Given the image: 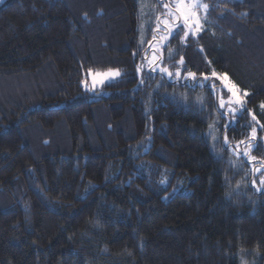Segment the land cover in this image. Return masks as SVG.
I'll return each instance as SVG.
<instances>
[{"label": "trees", "instance_id": "1", "mask_svg": "<svg viewBox=\"0 0 264 264\" xmlns=\"http://www.w3.org/2000/svg\"><path fill=\"white\" fill-rule=\"evenodd\" d=\"M142 1L0 3V264H264V0Z\"/></svg>", "mask_w": 264, "mask_h": 264}, {"label": "snow or ice", "instance_id": "2", "mask_svg": "<svg viewBox=\"0 0 264 264\" xmlns=\"http://www.w3.org/2000/svg\"><path fill=\"white\" fill-rule=\"evenodd\" d=\"M0 3H3V0H0ZM167 11L163 13L164 19L160 20L159 23L157 24V30L160 28V24H163L165 28H168L169 31L172 30V24L178 22H182L184 28L188 29L189 31H192L193 34L196 32H199L201 30V22L200 18L198 15V9L203 8L205 11L207 10V5L200 3L199 0H170V3L164 4L163 5ZM171 17V21L168 19ZM188 35V32H185V36ZM167 37H162V39H166ZM155 39V37H153ZM155 59V57H153ZM183 61H181L182 63ZM139 71V69H138ZM161 71L163 72H168V69L162 68ZM96 76L104 75V76H109V75H119V72H111L109 71L108 73L100 74L96 73ZM168 75H172L171 72H168ZM177 76L180 75L179 72L176 73ZM190 76H195L194 73H189ZM213 77L221 81V84L223 85V88L226 89L227 93H230L231 95L228 97L227 103L229 105L236 104L240 105L241 107L244 105V100L242 99V96L240 95L241 90L239 87L233 83L227 76V74H219L213 71L211 73ZM205 79H208V77H205ZM94 84H95V76L93 78ZM215 87V85H213ZM247 92H243V96H247ZM221 107H224L225 101L223 98V94L221 96L220 100ZM261 109L264 110V104L260 105ZM229 111H232V108H229ZM251 114V113H250ZM252 119L255 121L256 116L252 114ZM254 160L255 157H252ZM261 184H264V180H261ZM243 251V250H241Z\"/></svg>", "mask_w": 264, "mask_h": 264}, {"label": "rangeland", "instance_id": "3", "mask_svg": "<svg viewBox=\"0 0 264 264\" xmlns=\"http://www.w3.org/2000/svg\"><path fill=\"white\" fill-rule=\"evenodd\" d=\"M146 1L147 0H143L142 1V6L143 7H146L145 6V2ZM199 2L203 3L202 0H199ZM187 31H189V30L187 29ZM153 57H155V59ZM155 61H156V54H153V56H151V58L147 61V66H149L150 63L155 62ZM155 70H159L160 71V67L156 66ZM109 71H111L113 73L114 72H119V75H109V76H104V75L96 76L95 75L96 73L104 74V73H108ZM120 75H121V72L118 69H107V70H103V71L90 72L89 77H88V82L83 84V86H84L85 89H87L89 91H95V90L101 88L104 84H106L108 82H111L113 80H116ZM94 76H95V81H96L95 84H94V80H93ZM187 76L190 77L189 79H192V77H193V76H190L189 73H188ZM177 79H179V77ZM194 79H197V78L194 76L192 80H194ZM229 108H232L231 112L236 113L238 111L244 110L245 109V104L242 107L240 105L232 104V105H230ZM262 180H264V178Z\"/></svg>", "mask_w": 264, "mask_h": 264}]
</instances>
